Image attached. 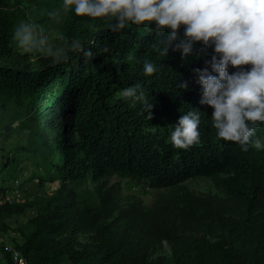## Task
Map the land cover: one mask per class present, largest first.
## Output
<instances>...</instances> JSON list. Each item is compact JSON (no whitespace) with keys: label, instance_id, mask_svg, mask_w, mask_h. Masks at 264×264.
<instances>
[{"label":"trees","instance_id":"trees-1","mask_svg":"<svg viewBox=\"0 0 264 264\" xmlns=\"http://www.w3.org/2000/svg\"><path fill=\"white\" fill-rule=\"evenodd\" d=\"M21 1L0 7V138L7 142L16 130L27 132L0 166L2 178H15L24 161L46 172L32 173L30 178L58 180L69 189L74 183L100 181L111 174L142 180L153 188L227 174L226 190L244 202L243 227L254 231L260 244L244 255L235 246L191 238L182 244L184 254L177 260L169 257L168 262L264 264V150L250 145L245 150L217 137L211 124L213 109L200 102L202 87L194 71L210 67L206 62L212 48L198 42L187 59L173 49L165 56L160 51L164 34L155 29L129 24L114 32L109 27L114 18L70 12L65 14L60 38L80 39L95 56L86 59L82 53H72L59 61L45 57L36 67L31 54L22 52L13 39L15 27L27 18ZM145 59L157 65L155 73H143ZM179 81L188 87H179ZM129 86H139L151 100V119L140 104L133 106L122 98V90ZM193 108L200 112V141L188 149L175 148L169 139L171 125ZM256 132L261 138L264 125ZM24 202L0 205V229L21 238L13 240L14 248H0V264H18L15 250L25 264H155L149 241L137 225L139 211L134 210L136 220L104 223L114 209L110 195L103 194L100 211L95 203L81 205L67 188ZM28 206L35 209L33 216L14 227L6 222L12 209ZM258 210L262 211L255 219ZM88 223L95 234L79 241L75 234L85 231Z\"/></svg>","mask_w":264,"mask_h":264},{"label":"clouds","instance_id":"clouds-1","mask_svg":"<svg viewBox=\"0 0 264 264\" xmlns=\"http://www.w3.org/2000/svg\"><path fill=\"white\" fill-rule=\"evenodd\" d=\"M70 12L93 19L114 18L109 25L114 32L129 24L155 29L164 34L160 51L165 56L173 49L187 59L198 42L212 48L213 55L206 62L210 67L194 71L202 87L200 102L213 109L211 124L217 137L237 142L245 150L249 145L264 149L256 132L264 125V0H62L60 9L48 15L59 24ZM13 39L22 52L55 61L68 59L72 53H82L86 59L95 56L75 37H61L63 43L54 45L45 27L29 21L17 24ZM156 71L151 60L143 61L145 75ZM179 87L187 88L188 83L179 81ZM121 96L133 106L140 104L147 118H152L154 105L142 88L126 87ZM196 109L184 112L171 125L173 147L188 149L200 141L201 117Z\"/></svg>","mask_w":264,"mask_h":264},{"label":"rangeland","instance_id":"rangeland-1","mask_svg":"<svg viewBox=\"0 0 264 264\" xmlns=\"http://www.w3.org/2000/svg\"><path fill=\"white\" fill-rule=\"evenodd\" d=\"M14 1L16 0H0V7ZM40 1H21L27 13L24 21L45 27L50 42L54 45L61 43L63 21L58 24L47 13L60 9L62 2L46 0L41 4ZM39 18L49 20L39 22ZM31 57L35 60L36 67L43 65L42 61L45 57L36 53H31ZM26 134L25 131L16 130L9 141L5 142L0 138V166L5 162L4 160H7V154L12 156L15 153V146L25 140ZM261 140L264 141V135ZM20 167L21 172L15 178H10L8 175L2 178L0 173V205L6 202L18 205L25 200L24 203H27L36 196L53 194L61 188H67L81 205L95 203L94 207L100 211L103 194L110 195L114 209L111 217L104 223H115L123 218L136 220L133 213L134 210L139 211L137 225L149 241L148 251L155 264H175L168 262L169 257L177 260V255L184 254L182 244L185 245L183 242L191 238H206L210 242L228 247L235 246L244 255L252 254L254 252L252 247L260 244L255 232L251 230L247 232L248 229L245 230L243 227L241 218L244 202L231 196L226 190L227 174L189 180L173 188H153L142 180H132L111 174L100 181L90 178L82 183H74L69 189L58 180L49 182L37 176L30 178L32 173L38 176L46 174L34 163L24 161ZM34 211L35 209L30 206L23 210L17 207L12 209L8 217L5 215L6 222L14 227L17 222H23L33 216ZM261 211L256 212L255 219H259ZM99 216L93 215L92 218ZM86 228L85 231L75 234L79 241L86 240L90 235L95 234L90 223ZM14 239L21 241L19 235L13 231L0 229V248L5 246L14 248ZM257 250L259 251L258 248ZM0 256H2L1 253Z\"/></svg>","mask_w":264,"mask_h":264},{"label":"built area","instance_id":"built-area-1","mask_svg":"<svg viewBox=\"0 0 264 264\" xmlns=\"http://www.w3.org/2000/svg\"><path fill=\"white\" fill-rule=\"evenodd\" d=\"M0 258H1V256H0ZM13 258L18 264H25L24 257L20 254L19 251L15 250L13 252Z\"/></svg>","mask_w":264,"mask_h":264}]
</instances>
